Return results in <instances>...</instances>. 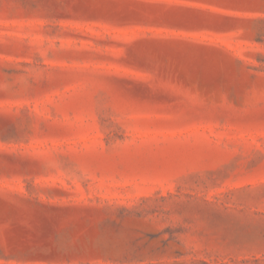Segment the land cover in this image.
<instances>
[{
  "label": "rangeland",
  "instance_id": "374dc122",
  "mask_svg": "<svg viewBox=\"0 0 264 264\" xmlns=\"http://www.w3.org/2000/svg\"><path fill=\"white\" fill-rule=\"evenodd\" d=\"M0 264H264V0H0Z\"/></svg>",
  "mask_w": 264,
  "mask_h": 264
}]
</instances>
